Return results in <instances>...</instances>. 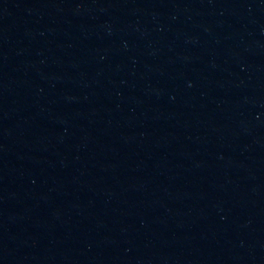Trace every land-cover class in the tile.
Masks as SVG:
<instances>
[{"label": "water", "instance_id": "water-1", "mask_svg": "<svg viewBox=\"0 0 264 264\" xmlns=\"http://www.w3.org/2000/svg\"><path fill=\"white\" fill-rule=\"evenodd\" d=\"M0 264H264V0H0Z\"/></svg>", "mask_w": 264, "mask_h": 264}]
</instances>
